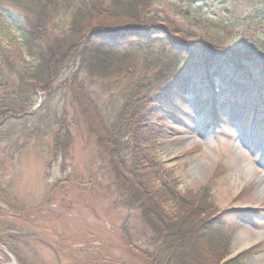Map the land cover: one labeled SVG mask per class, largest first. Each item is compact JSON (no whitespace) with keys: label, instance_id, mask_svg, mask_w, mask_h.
<instances>
[{"label":"rangeland","instance_id":"374dc122","mask_svg":"<svg viewBox=\"0 0 264 264\" xmlns=\"http://www.w3.org/2000/svg\"><path fill=\"white\" fill-rule=\"evenodd\" d=\"M171 6L197 8L200 19L212 21L203 24V32L235 49L264 55V14L254 11V6H261L259 0H163L154 10L178 20ZM19 22L17 9L0 10V47L19 69L31 68L36 60L24 47ZM159 42L149 39L150 47L145 48L131 38L110 50L120 76L98 80L92 89L102 114L112 122L118 121L123 95L136 76L147 80L176 61V51L161 48ZM71 71L54 83L49 99L39 92L28 119L16 118L0 127V232L1 223L11 220L16 244H0V262L149 264L130 244L144 248L143 236L149 229L138 209L122 204L110 166L98 157L101 149L68 88ZM213 83L220 88L216 93L210 88L197 94L185 91L180 107L171 106L178 115H165L159 121L155 114L154 137L144 150L176 190H206L220 210L238 211L233 218L225 214L222 233L230 240L228 260L239 256L242 264H264V95L260 117L234 120L231 129L219 126L220 130L213 125V100L222 101L234 87L220 85L217 78ZM41 117L45 122H40ZM30 119L33 122H27ZM228 121L221 119L223 124ZM62 123L71 128L72 145L66 156L55 153L53 133L45 129L50 125L58 130ZM9 204L16 209L8 211ZM14 248L21 252L19 260L11 253Z\"/></svg>","mask_w":264,"mask_h":264},{"label":"trees","instance_id":"16d2710c","mask_svg":"<svg viewBox=\"0 0 264 264\" xmlns=\"http://www.w3.org/2000/svg\"><path fill=\"white\" fill-rule=\"evenodd\" d=\"M162 1L0 0V10L19 11L24 47L36 60L33 67L19 69L0 47V127L16 118L28 119L39 92L49 99L55 91L54 83L65 71L72 70L68 88L101 149L98 157L105 158L110 166L115 186L122 193V204L138 209L149 229V234L143 236L144 248L130 242L133 249L149 264H242L239 256L228 260L230 240L222 233L225 214L233 218L238 211L220 210L206 190H176L174 182L150 161L144 145L154 137L155 114L159 121L165 115H178L171 106L180 107L179 98L185 96V91L197 94L210 88L216 93L220 88H215V78L220 85L234 87L226 99L213 100L216 129H231L234 120L260 117L264 55L235 49L203 32L201 28L212 21L200 19L197 8L188 6L179 11L171 6L178 15V20L171 21L163 16L164 11L154 10ZM259 4L254 11L264 14V0ZM131 38L145 48L150 47L149 39L162 41L161 48L176 51V61L162 66L147 80L136 76L123 95L125 100L116 114L118 121L112 122L102 114L92 84L120 76L121 68L114 65L110 50L114 44ZM221 119L230 121L223 124ZM39 120L45 122L44 117ZM58 120L55 117L54 123ZM45 129L53 133L55 153L66 156L72 145L71 128L62 123L58 130H51L50 125ZM44 131L41 128L40 132ZM10 207L8 211L16 209ZM10 221L1 223L3 246L10 242L14 244L10 246H16L15 227ZM11 253L21 258L19 248Z\"/></svg>","mask_w":264,"mask_h":264},{"label":"water","instance_id":"95a60500","mask_svg":"<svg viewBox=\"0 0 264 264\" xmlns=\"http://www.w3.org/2000/svg\"><path fill=\"white\" fill-rule=\"evenodd\" d=\"M0 264H5V263L0 262ZM14 264H16V263H14Z\"/></svg>","mask_w":264,"mask_h":264},{"label":"bare ground","instance_id":"6f19581e","mask_svg":"<svg viewBox=\"0 0 264 264\" xmlns=\"http://www.w3.org/2000/svg\"><path fill=\"white\" fill-rule=\"evenodd\" d=\"M247 244V243H246Z\"/></svg>","mask_w":264,"mask_h":264}]
</instances>
